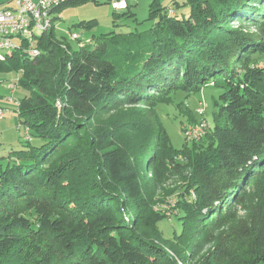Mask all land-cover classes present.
Returning a JSON list of instances; mask_svg holds the SVG:
<instances>
[{
    "label": "trees",
    "instance_id": "trees-1",
    "mask_svg": "<svg viewBox=\"0 0 264 264\" xmlns=\"http://www.w3.org/2000/svg\"><path fill=\"white\" fill-rule=\"evenodd\" d=\"M185 5L179 17L154 2L149 29L76 49L52 27L33 60H0L27 92L16 114L29 132L0 170V264H189L203 239L211 246L193 264H264V0ZM206 86L221 91L214 125L175 150L156 107ZM128 106L146 115L93 125ZM140 126L137 142L129 134ZM171 176L177 186L161 189ZM171 216L180 231L169 240L158 223Z\"/></svg>",
    "mask_w": 264,
    "mask_h": 264
},
{
    "label": "rangeland",
    "instance_id": "rangeland-1",
    "mask_svg": "<svg viewBox=\"0 0 264 264\" xmlns=\"http://www.w3.org/2000/svg\"><path fill=\"white\" fill-rule=\"evenodd\" d=\"M8 1H10L9 4L7 3ZM110 1L116 0L85 1L81 4L61 7L58 11H55L54 14L56 17L53 24L54 36L57 39L64 40L72 49H76L78 44L71 39V34L73 33L81 36V42H87L89 40L95 42L101 39L103 35L105 36L110 33L123 35L130 32L145 31L149 29L153 23L149 18V7L154 2H156L159 7L164 8L166 12H171L170 15H178L180 17L181 15L187 16L189 13V7L185 5L186 0H126L129 9L116 12L111 9ZM5 3H7L8 6L12 5L11 0H0V9L5 6ZM89 22H95V26L91 30H86V24H89ZM18 77L19 74L17 73H0V107L7 110L4 118L0 120V136L2 134L0 140V170L5 169L9 164L7 160L9 154L25 150L28 140L29 132L20 124L16 114L17 101L27 95V92L17 87L16 79H18ZM9 85H14L15 89L10 91L8 89ZM220 93L221 91L211 86H206L199 92L191 94H185L179 91L174 94L173 104H160L156 107L161 125L175 150L181 149L185 143L181 131L182 125L187 123V116L184 111L187 110L190 116L196 121L203 118L206 125L212 128L214 125L213 115L216 113L213 102L218 100L217 97ZM10 98H12L14 102H10ZM199 102L203 104V116H199L195 113ZM137 108L138 106H128L105 109L98 115L93 125L108 127L118 117L131 118L129 120L134 121L140 118L141 115H146L145 112H141V109ZM147 133V129L144 130V127L140 126V128L137 127L135 131L132 130L129 135H131L133 140L140 142L142 138H139V136ZM31 145H37V141H31ZM73 146L74 145L69 144V146L65 147L63 152L59 153L58 160H63L64 157H61V155L67 156L68 152H71L70 149ZM177 184V177L171 176L168 180L166 179L162 182L160 187L161 189L175 188ZM158 191L159 189L156 190V193ZM181 192L182 190L177 189L172 196L166 199V206L171 207V205L175 204L177 195ZM238 216L243 217L244 213L239 211ZM158 228L163 238L170 240L174 234H179L180 224L171 216L167 220H161L158 223ZM187 238L188 237H185L181 240L183 245L187 242ZM192 238H195V236ZM196 245L197 247L191 248V252L188 255L190 259L189 264L195 262L196 259L194 257H196V252H198L199 255L211 246V242L207 239H203L202 242L198 240ZM171 255L174 254L171 253ZM178 264L181 263L178 262Z\"/></svg>",
    "mask_w": 264,
    "mask_h": 264
},
{
    "label": "built area",
    "instance_id": "built-area-1",
    "mask_svg": "<svg viewBox=\"0 0 264 264\" xmlns=\"http://www.w3.org/2000/svg\"><path fill=\"white\" fill-rule=\"evenodd\" d=\"M5 3L0 9V60L12 52H21L29 60H33L40 55L38 50L37 38L54 27L56 9L69 0H11ZM134 1V0H130ZM110 7L113 11L126 10L128 4L126 0L110 1ZM171 13V12H170ZM71 39L76 41L81 47L91 44V40L81 42V36L71 34ZM8 89L13 91L14 85H9ZM10 102H14L12 98ZM7 113V110L0 107V120ZM195 113L203 116V104L198 103ZM182 135L185 141L198 142L205 136L207 125L202 118L194 124H183L181 127ZM169 215L168 213H166Z\"/></svg>",
    "mask_w": 264,
    "mask_h": 264
},
{
    "label": "crops",
    "instance_id": "crops-1",
    "mask_svg": "<svg viewBox=\"0 0 264 264\" xmlns=\"http://www.w3.org/2000/svg\"><path fill=\"white\" fill-rule=\"evenodd\" d=\"M1 138H2V134H1V136H0V140H1ZM9 161V160H8Z\"/></svg>",
    "mask_w": 264,
    "mask_h": 264
}]
</instances>
